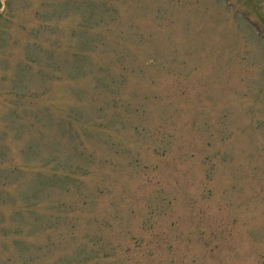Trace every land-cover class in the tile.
<instances>
[{
    "label": "rangeland",
    "instance_id": "1",
    "mask_svg": "<svg viewBox=\"0 0 264 264\" xmlns=\"http://www.w3.org/2000/svg\"><path fill=\"white\" fill-rule=\"evenodd\" d=\"M0 264H264V0H0Z\"/></svg>",
    "mask_w": 264,
    "mask_h": 264
}]
</instances>
